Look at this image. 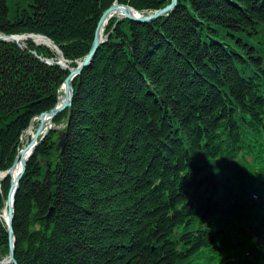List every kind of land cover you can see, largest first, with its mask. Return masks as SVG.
I'll return each mask as SVG.
<instances>
[{
    "label": "trees",
    "instance_id": "16d2710c",
    "mask_svg": "<svg viewBox=\"0 0 264 264\" xmlns=\"http://www.w3.org/2000/svg\"><path fill=\"white\" fill-rule=\"evenodd\" d=\"M171 1L0 0V35L60 51L0 39V172L69 75L39 57L77 67L113 4ZM107 35L28 161L18 264H264V0H179L151 23L112 18ZM0 185L2 215L11 178Z\"/></svg>",
    "mask_w": 264,
    "mask_h": 264
},
{
    "label": "water",
    "instance_id": "95a60500",
    "mask_svg": "<svg viewBox=\"0 0 264 264\" xmlns=\"http://www.w3.org/2000/svg\"><path fill=\"white\" fill-rule=\"evenodd\" d=\"M178 5H179V0H172V2L168 6H166L165 8H162V9H160V10H158L152 14L143 15V14H140L138 11H136L134 8H132L129 5H122V4L115 3L114 5H112L109 9H107L103 13V15H102V17L98 23L96 36H95V40L93 42L91 51L88 54V56L85 58V60L78 65V67L71 68L69 65H67L63 62L64 60H60V61H56L55 59L54 60H47V59H43L42 57H40V59L46 61L48 64H51V65L57 64L58 66H61L62 69L69 71L70 73H69L68 77L66 78L65 83L63 85V88L65 90V94L63 96V99L61 97L59 99L58 105L56 107L52 108L48 112H44L41 114V116L39 117L40 124H39L38 128L36 129L35 135L32 136V139H31L29 145L19 152L13 166L7 171V175L11 177L12 172L15 169V167L19 164V162L22 163L21 172L17 176L16 179L11 180V187H10V190L8 193V202L7 203L11 204V205L9 207L8 220L6 222H7L8 231H9L10 252H9L8 258L5 261H0V264H18V262L15 258L16 238H15L13 223H14V218H15V199H16L17 192L19 190L20 182H21V180H22V178L26 172L29 158L33 155L36 147L40 144V142H42L43 139L50 132V130L52 128L51 125H52L53 119L58 114L64 112L67 109H69L70 112L72 111L74 94H75V89H74V86L72 84V81L77 76L81 75L85 68L89 67L92 64L99 48L105 42L103 34L101 33L102 26L107 21H109L111 18L116 17V15L119 12H122L124 14V16L122 18H118V22H120L123 19H129V20L136 22V23H143V24L151 23V22H154V21H156V20H158L164 16L170 15L172 12H174L178 8ZM31 36L32 35H30L28 37H31ZM18 37H20V36H2V35H0L1 40L15 41L19 44L20 47H23V45H21V43L17 40ZM34 55H37V54L34 53ZM46 120H49V122H50V126L48 129L46 128ZM42 134H43V136L41 137V139L39 141V138ZM64 146H65V133L61 135V139H60V142H59L57 148L60 149V148H63ZM28 151H31L29 158L27 160H23V159L21 160L20 155L25 153V152H28Z\"/></svg>",
    "mask_w": 264,
    "mask_h": 264
},
{
    "label": "bare ground",
    "instance_id": "6f19581e",
    "mask_svg": "<svg viewBox=\"0 0 264 264\" xmlns=\"http://www.w3.org/2000/svg\"><path fill=\"white\" fill-rule=\"evenodd\" d=\"M142 14V13H140ZM144 15V14H143ZM124 16V14L122 12H119L116 17L118 18H122ZM108 21L102 26V29H101V33L104 34V30H105V27L107 25ZM32 39L33 41H35L37 44L39 45H44V46H49L51 47L52 46V43L50 40L42 37V36H32V37H18L17 40L23 45V42H25L26 40H30ZM25 45H23L22 48H24ZM62 99H63V96H62ZM35 122H40L39 119L35 120L33 125H35ZM50 126V122L49 120H46V128L48 129ZM36 133V129L34 130V127H31L30 130H29V135H30V138L32 136H34ZM30 143V140L27 142V144L24 146L25 148L28 146V144ZM31 154V151H28V152H25L23 154L20 155V159L22 160H27L29 158ZM30 159V158H29ZM21 169H22V163L19 162V164L15 167V169L13 170L12 172V175H11V178L12 179H16L17 176L20 174L21 172ZM7 176V173H0V181L1 180H4ZM11 204H7V207L6 209L4 210V213H3V216L2 218L7 221L8 220V212H9V207H10Z\"/></svg>",
    "mask_w": 264,
    "mask_h": 264
},
{
    "label": "rangeland",
    "instance_id": "374dc122",
    "mask_svg": "<svg viewBox=\"0 0 264 264\" xmlns=\"http://www.w3.org/2000/svg\"><path fill=\"white\" fill-rule=\"evenodd\" d=\"M52 43V42H51ZM39 45V44H38ZM41 46H44V45H41ZM47 47V46H46ZM54 47V44L52 43V46L51 47H48L50 49H52ZM37 125H38V122H35V125H32L31 127H34V130L37 128ZM30 127V128H31ZM56 128V127H55ZM61 128V127H59ZM29 130H27V132L25 133V136L23 137V140H22V145L25 146L27 144V142L30 140V135H29Z\"/></svg>",
    "mask_w": 264,
    "mask_h": 264
}]
</instances>
